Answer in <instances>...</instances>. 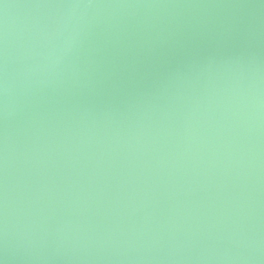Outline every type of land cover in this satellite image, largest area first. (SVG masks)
<instances>
[{
  "label": "water",
  "instance_id": "obj_1",
  "mask_svg": "<svg viewBox=\"0 0 264 264\" xmlns=\"http://www.w3.org/2000/svg\"><path fill=\"white\" fill-rule=\"evenodd\" d=\"M0 264H264V0H0Z\"/></svg>",
  "mask_w": 264,
  "mask_h": 264
}]
</instances>
